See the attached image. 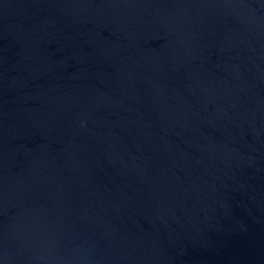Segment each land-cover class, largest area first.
I'll list each match as a JSON object with an SVG mask.
<instances>
[{"label":"water","instance_id":"obj_1","mask_svg":"<svg viewBox=\"0 0 264 264\" xmlns=\"http://www.w3.org/2000/svg\"><path fill=\"white\" fill-rule=\"evenodd\" d=\"M0 264H264V0H0Z\"/></svg>","mask_w":264,"mask_h":264}]
</instances>
